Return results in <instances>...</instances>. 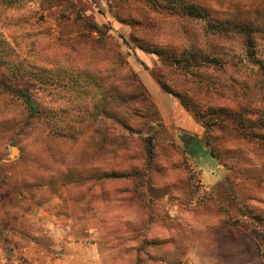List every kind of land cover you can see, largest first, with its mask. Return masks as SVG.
Returning a JSON list of instances; mask_svg holds the SVG:
<instances>
[{"label":"rangeland","instance_id":"obj_1","mask_svg":"<svg viewBox=\"0 0 264 264\" xmlns=\"http://www.w3.org/2000/svg\"><path fill=\"white\" fill-rule=\"evenodd\" d=\"M187 1L202 6L214 22L251 23L257 30L255 56L264 60V0ZM70 3L102 31L108 26L115 37H129L130 28L119 19L123 8L134 5L133 0H0V38L10 43L19 60L38 70V77L31 79L35 87L44 88L39 86L41 76L52 82L51 89L34 91L45 110L34 127L21 124L17 129L21 103L0 91L3 257L21 264H93L95 259L84 262L82 253L67 249L65 243L84 236V247L99 242L98 250L105 257L112 250L123 253V258L137 253L138 264H264V75L245 59L242 39L205 35L203 22L151 12L150 19L159 28L152 34L155 39L161 34L167 40L176 37L182 46L193 44L227 62L222 69L167 70L170 86L174 84V90L201 105L203 112L209 107L247 109L244 124L240 131L229 126V133L206 135L179 99L168 95L175 108H170L171 122L162 120L165 129L157 132L147 178L134 183L96 179V172L110 167L140 170L146 156L143 136L116 157L92 144L81 155L72 156L67 146L56 145L59 138H47L46 121L60 131L74 116L67 103L71 96L63 99L58 94L59 83L72 66L82 64L71 51L76 33H67L69 23L58 21L62 13L69 16ZM181 27L187 39L176 33ZM137 60L149 69L163 68L161 73L164 64L140 50L129 58L141 82L145 78L158 86ZM180 132L216 140L220 159L208 153L186 157ZM224 175L232 179V190H226ZM131 193L134 197L129 200ZM85 228L92 231L83 233ZM147 257L153 261L146 263Z\"/></svg>","mask_w":264,"mask_h":264},{"label":"trees","instance_id":"obj_2","mask_svg":"<svg viewBox=\"0 0 264 264\" xmlns=\"http://www.w3.org/2000/svg\"><path fill=\"white\" fill-rule=\"evenodd\" d=\"M132 6L123 8L125 13L119 22L127 25L131 32L128 38L112 34L108 26L105 31L91 19L82 15V11L70 3L67 7L69 16L61 14L58 21L69 23L67 33H76V45L72 52L80 57L81 65L72 66L66 75V80L59 84V95L65 99L67 95L70 111L74 114L68 124L61 128L46 127L48 139L57 137L71 152L72 156L81 155L88 144L93 148L116 157L115 154L128 152L131 142L143 136L146 164L140 170L133 167L127 169L107 168L104 172H96V179L110 181H127L134 183L137 178H147L151 159L154 157V141L158 130L164 131L162 119L155 109L149 93L136 71L130 66L129 58L135 55V50L155 55L164 64L163 68L149 69L142 61L137 60L142 69L149 72L159 88L169 96L177 97L182 107L190 111L195 120L204 127L206 135L211 131L231 132L227 127L240 131L244 124L243 117L247 109L240 108L237 112L226 108L213 109L209 107L203 112L201 105L191 103L190 98L174 90L166 80L165 71L173 70L179 73H190L207 66L222 69L227 63L221 57H214L193 44L182 46L183 41L176 37L170 40L153 37L159 31L157 23L150 19L149 14L167 13L181 19L203 22L205 35L219 36L226 39L234 36L242 39L245 59L264 75V60L258 59L254 51V34L256 28L251 23L214 22L209 12L202 6L187 0H133ZM70 15L74 17L71 18ZM117 18V17H116ZM67 22V23H66ZM103 27V28H104ZM187 39L185 30L181 27L176 31ZM180 38V37H179ZM88 49L87 54L83 49ZM34 65L27 66L19 58L9 42L0 38V91L21 103L20 125L34 127L44 115L38 102L35 87L32 84L37 69ZM48 77V76H47ZM41 76L39 86L50 88V79ZM46 85V86H45ZM41 88L39 91H45ZM53 105V104H51ZM47 107V106H45ZM139 118V119H138ZM239 127V129H237ZM226 129V130H225ZM240 134V133H239ZM182 152L186 157H197L207 153L220 159L215 142L200 139L186 132L179 135ZM221 161V160H220ZM219 163V162H218ZM94 176V175H93ZM226 190H232V179L222 176ZM228 187V188H227Z\"/></svg>","mask_w":264,"mask_h":264},{"label":"crops","instance_id":"obj_3","mask_svg":"<svg viewBox=\"0 0 264 264\" xmlns=\"http://www.w3.org/2000/svg\"><path fill=\"white\" fill-rule=\"evenodd\" d=\"M142 82L145 85L146 89L148 90L150 97L152 98L153 102L156 104V106L159 109L160 115L162 117V120L167 124V122H171V114H170V108H175L173 107L174 103L172 102L171 98L164 94L158 86H156L154 83H151V81H148L147 79L142 78ZM163 108V109H162ZM164 110V111H163ZM134 195L131 193L129 200H132ZM68 233L70 232V227L67 228ZM89 231H92L90 228H85L83 230V233H89ZM64 231H62L63 233ZM84 236L78 240H68L66 241L67 249H73L72 251L79 250L82 253V257H84V262H86L85 259H95L93 264H115L116 261L123 260L125 264H138L140 261V257L138 254H130L129 257L123 258V253L116 252L115 250L111 251V256L105 257L102 256V254L99 252V242H94L91 244V247H84L85 245V240ZM96 249V251H93L90 253L91 249ZM6 251L2 246H0V264H5L6 259L3 257ZM146 263L147 262H152L149 257L146 258ZM91 264V263H90Z\"/></svg>","mask_w":264,"mask_h":264},{"label":"built area","instance_id":"obj_4","mask_svg":"<svg viewBox=\"0 0 264 264\" xmlns=\"http://www.w3.org/2000/svg\"><path fill=\"white\" fill-rule=\"evenodd\" d=\"M5 264H21V262L19 260L8 261V259H6Z\"/></svg>","mask_w":264,"mask_h":264},{"label":"water","instance_id":"obj_5","mask_svg":"<svg viewBox=\"0 0 264 264\" xmlns=\"http://www.w3.org/2000/svg\"><path fill=\"white\" fill-rule=\"evenodd\" d=\"M13 150H14V148H13Z\"/></svg>","mask_w":264,"mask_h":264}]
</instances>
